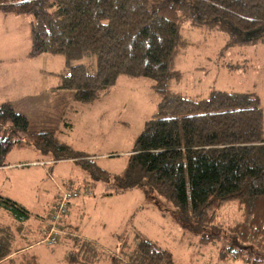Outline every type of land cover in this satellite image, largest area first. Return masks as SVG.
<instances>
[{
	"label": "trees",
	"instance_id": "1",
	"mask_svg": "<svg viewBox=\"0 0 264 264\" xmlns=\"http://www.w3.org/2000/svg\"><path fill=\"white\" fill-rule=\"evenodd\" d=\"M190 1L210 25L264 41V0ZM185 4L186 0H0L1 10L30 15L28 57L44 52L65 56V69L56 73V88L72 92L75 99L98 97L120 74L150 77L152 86L163 93L135 138L123 172L112 177L89 153L59 141L54 124L31 126L26 114L9 101L0 102V167L8 164L12 148L24 144L33 145L51 160L72 159L93 177L111 180L114 192L141 187L165 197L174 206L175 217L200 232L202 241H214L223 234L227 242L219 248L220 259L264 264L260 99L252 91L223 88L193 98L166 87L171 77L179 76L169 65L177 46L184 42L178 19ZM84 56L94 57L93 69L82 62L71 64ZM48 114L43 119H51ZM231 201L237 203L240 218L220 231L216 225L219 209ZM0 207L20 221L29 217L21 203L1 193ZM7 228L0 226V262L15 260L13 252L25 248L13 245V233ZM63 231L58 236H71L78 242L68 261L98 264L102 255L96 245L80 240L73 230ZM19 258L21 264H38L34 254L20 252ZM92 258L95 262H88ZM110 264H173V258L170 249L137 237L129 250L112 255Z\"/></svg>",
	"mask_w": 264,
	"mask_h": 264
},
{
	"label": "rangeland",
	"instance_id": "2",
	"mask_svg": "<svg viewBox=\"0 0 264 264\" xmlns=\"http://www.w3.org/2000/svg\"><path fill=\"white\" fill-rule=\"evenodd\" d=\"M7 15L0 12V102L9 100L15 110L27 115L31 126L54 124L59 141L89 153L111 177L121 174L135 138L163 93L152 86L150 77L120 74L98 97L77 100L72 92L56 88V72L65 69V56L44 52L28 57L30 15ZM178 24L184 42L177 46L169 68L178 70L179 76L171 77L166 87L193 98L205 97L215 88L252 91L258 95L264 115V41L210 25L197 15L190 0L179 9ZM78 62L92 69L95 66L92 56L71 64ZM47 113L54 117L43 119ZM48 158L33 145L24 144L12 148L6 157L8 164L0 167V192L23 204L32 217L23 231H18L21 225L14 227L17 223L8 226L14 246L43 239L58 187L71 183L81 191L67 212L76 217L79 234L76 231L75 235L90 240L101 251L98 264H110L112 255L129 250L137 237L170 249L173 264H248L220 259L219 248L227 238L220 234L214 241H202L201 233L178 220L172 203L158 193L141 187L114 192L111 180L93 177L80 163ZM0 214V226L12 223V219L20 221L2 207ZM239 218L237 203L231 201L219 209L216 225L221 231ZM27 229L36 230L37 236L34 232L33 238L27 235ZM77 243L71 236H58L53 243H35L27 253L34 254L38 264H80L66 258L70 251H77ZM19 254L14 253L15 260L0 264H21Z\"/></svg>",
	"mask_w": 264,
	"mask_h": 264
},
{
	"label": "built area",
	"instance_id": "3",
	"mask_svg": "<svg viewBox=\"0 0 264 264\" xmlns=\"http://www.w3.org/2000/svg\"><path fill=\"white\" fill-rule=\"evenodd\" d=\"M43 163V162H41ZM58 196L48 213V222L43 241L56 242L62 231V218L67 213L71 201L80 195V189L71 183H64L58 187Z\"/></svg>",
	"mask_w": 264,
	"mask_h": 264
},
{
	"label": "crops",
	"instance_id": "4",
	"mask_svg": "<svg viewBox=\"0 0 264 264\" xmlns=\"http://www.w3.org/2000/svg\"><path fill=\"white\" fill-rule=\"evenodd\" d=\"M0 12L2 13V14H5L6 16H8L7 14L9 13L8 11L6 12V11H3V10H1L0 9ZM12 13V12H11ZM57 73V72H56ZM58 83V82H57ZM43 89H45V88H43ZM6 101H9V100H6ZM4 102V101H3ZM10 102V101H9ZM50 117H54L53 115L52 116H50ZM57 117V116H56ZM55 117V118H56ZM50 159H48V161H49ZM62 160H64V159H62ZM8 163V162H7ZM7 165V164H6ZM1 193V192H0ZM2 194V193H1ZM78 198V197H77ZM77 198H75V200L77 199ZM23 205V204H22ZM72 205H73V200L71 201V204H70V206H69V209L72 207ZM24 206V205H23ZM68 209V210H69ZM0 216H1V214H0ZM12 219V218H11ZM35 219H37V221L39 222V218H35ZM32 221V217H30V215H29V217L27 218V219H25L24 221L22 220V221H20V222H18V221H13V219H12V223H10L9 221L8 222H6L5 223V226H12L13 224H16V225H14V227H17L18 225H21L20 226V228L18 229V231H23V228H25V225H27V223H29V222H31ZM62 223H63V228L65 229V231H68V230H70V231H72L73 230V233L75 234V232L77 231V229H75V227H76V217L75 218H73L72 216H70V214H69V211L66 213V215L64 216V218H63V221H62ZM40 224H41V222H40ZM24 226V227H23ZM36 233V230H29V229H27V235H29V236H31L32 237V233ZM33 233V234H34ZM77 233H78V231H77ZM79 234V233H78ZM36 236H37V233H36ZM36 236H34V239L36 238ZM13 238H14V236H13ZM33 238V237H32ZM37 241H35V242H33V243H31V244H27V243H29V241H26V243L25 244H23V245H25V248H22L21 250H18V251H15V252H13V254L14 253H20V252H28L30 249H31V247H33L34 246V244L35 243H37V242H42L43 240L40 238V239H36ZM25 241V240H24ZM16 242V241H15ZM17 245H19L18 243H16ZM5 261V260H4ZM1 263V262H0Z\"/></svg>",
	"mask_w": 264,
	"mask_h": 264
}]
</instances>
